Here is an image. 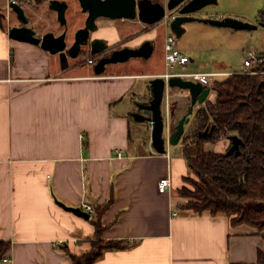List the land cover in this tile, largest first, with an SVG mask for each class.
<instances>
[{"label": "crops", "instance_id": "1", "mask_svg": "<svg viewBox=\"0 0 264 264\" xmlns=\"http://www.w3.org/2000/svg\"><path fill=\"white\" fill-rule=\"evenodd\" d=\"M11 1L23 7L29 26L36 29L32 0L2 2L0 241L11 243L9 261L2 264H72L70 255L82 256L90 251L96 236L95 213L88 212L85 205L97 210L111 200L113 203L101 217L102 239L123 242L126 249L108 251L96 264H258V253L264 252V238L258 230L249 225L234 226L227 217L215 218L209 212L185 210L189 200L183 199L179 191L193 175L182 157L181 142L176 147L168 145L167 153L159 154L152 145L151 126L133 120L136 104L145 99L148 90L144 98L142 91L151 81L170 74H188L166 72L169 65L165 41L169 35L176 37L168 27L170 21L149 26L138 19L100 18L84 54L96 59L95 64L82 66L79 58L73 59L67 53L50 54L41 46L10 38V29L22 26L10 8ZM150 1L167 6L171 0ZM215 1L204 9L206 14L198 16L202 10L196 17L232 18L263 28L260 14L264 12V0ZM46 4L39 10L47 16L45 9L50 11L51 22L60 31L51 32L60 36L65 30L60 27L57 13L49 9L50 0ZM78 9L80 6L69 9L66 16L68 24L81 27L88 17ZM174 13L168 12L167 16ZM183 27L185 33L176 39L185 55L186 46L196 47L189 39L195 31L215 36L204 39L205 43L239 45L245 58L248 51L242 45L256 41L251 34L255 31H236L199 21ZM262 36L264 31H260ZM146 42L153 47L150 59L111 64L104 74H95L103 57L127 48L140 49ZM263 47L261 44L256 53L261 57ZM157 51L163 57L160 68L153 61ZM241 69L199 74L227 76L215 79V83L246 72L244 65ZM172 93L184 92L172 89ZM184 95L189 98L187 92ZM215 97L216 93L208 101H215ZM143 129L149 132V138L133 137ZM230 148L231 143L222 140L206 145L205 152L224 154ZM119 152L121 157L117 156ZM166 178L172 186L161 193L159 183ZM71 208L81 209L90 218L68 211ZM59 241L65 245L57 246Z\"/></svg>", "mask_w": 264, "mask_h": 264}, {"label": "trees", "instance_id": "2", "mask_svg": "<svg viewBox=\"0 0 264 264\" xmlns=\"http://www.w3.org/2000/svg\"><path fill=\"white\" fill-rule=\"evenodd\" d=\"M2 2L6 0H0V21L4 19ZM32 2L39 8L49 0ZM260 22L264 23V12ZM254 69L255 75H231L215 82V101H208L193 114L180 144L193 175L185 180L191 188L184 186L179 195L189 200L185 210L227 217L232 225H249L264 238V65ZM177 106L175 102V114ZM231 136L244 143L239 155L205 152L206 145L229 141ZM111 203L113 200L95 210L96 236L91 249L82 256L70 255L72 264H96L106 252L126 249L123 242L102 239L101 217ZM10 248V242L0 241V264ZM257 260L264 264V252L258 253Z\"/></svg>", "mask_w": 264, "mask_h": 264}, {"label": "water", "instance_id": "3", "mask_svg": "<svg viewBox=\"0 0 264 264\" xmlns=\"http://www.w3.org/2000/svg\"><path fill=\"white\" fill-rule=\"evenodd\" d=\"M80 4L81 13L87 15L85 27L80 28L70 38L68 42V20L66 13L70 9V3L65 1L50 0L49 9L56 12L60 27L65 32L56 36L53 32L47 33L42 37L38 36L35 28L29 26L30 22L26 17L25 11L18 3L11 1L10 8L17 15L22 23L21 28L14 27L10 29V38L17 42H24L33 46H41L42 49L50 54H63L68 52L73 59L79 58L82 48L90 45L91 34L97 31V21L100 18L111 20H140L143 24L154 26L163 21L168 12L175 13L169 17H175L168 24V27L180 39L185 33V24L204 22L210 26H217L221 28H230L236 31L248 30L256 31L259 25H252L238 20L227 18L224 20H204L196 17L197 13L205 8L216 4L215 0H171L167 6L160 3H155L150 0H77ZM78 23V22H77ZM264 28V23H260ZM153 55V47L151 43H145L140 49L133 50L127 48L123 51H116L110 57L102 58L96 67L95 74H104L106 67L111 64L125 63L134 58L150 59ZM169 86L172 89H179L184 93L187 92L191 100V107L189 112L184 116L179 123L174 127L169 142L166 145L164 139V95L166 92V82L162 77L155 78L149 83L148 98L136 104L137 112L132 114L133 120L139 124H146L151 126L152 131V145L159 154H166L167 148L170 146H179L181 140L186 134V126L190 123L191 117L194 114L195 108L204 106L208 102L211 89L204 87L200 83H194L190 80H183L182 78L174 77L169 81ZM170 115L173 119L175 117L174 103H171ZM231 148L227 155H239L240 148L244 146L243 141L238 136H231L229 139ZM169 145V146H168ZM73 211L78 216L89 219L90 215L84 213L81 209H68Z\"/></svg>", "mask_w": 264, "mask_h": 264}, {"label": "rangeland", "instance_id": "4", "mask_svg": "<svg viewBox=\"0 0 264 264\" xmlns=\"http://www.w3.org/2000/svg\"><path fill=\"white\" fill-rule=\"evenodd\" d=\"M67 1H69L70 10H72V11L74 10V8H76V7L79 8V6H80V4H79V2H77V0L76 1L75 0H67ZM46 5L47 4H45V6ZM31 7H33V6H30L29 8H31ZM34 10H36L35 14L34 13L33 14L31 13V14H32V17H34L33 24H36L34 26H36L38 36L42 37L43 35L51 32V31L55 32L56 34H57V32L58 33L60 32V31H58V26H53V24L51 22L53 17L49 15L50 11H48L47 8L45 9V12L48 13V16L42 15L43 11H40L37 6L34 7ZM80 11H81V9H80ZM80 11L78 9L77 12L80 13ZM203 14H206L205 10L202 11L201 13H199L198 16H203ZM70 18L71 17L69 16V19ZM13 22H16L15 17H14ZM11 25H12V23H11ZM72 25H73V27H72ZM79 27H77V25H75V24H72V22H71V24L69 22L68 27H67L68 42H70V38L74 37V35L78 31ZM63 31L64 30H62V32ZM260 31H264L263 28H260L255 32H251V34H254V36H255L254 39H256V41L253 44H251V41H248V44L242 45V47H245L248 52L250 50V51H253L254 53H257V49L259 48V46L261 44H263V46H264V37L263 36L259 37ZM213 38H215L214 35L212 36V35H208V34H202L201 32L197 33L196 31L193 32L191 37H189V39H191V41H193L196 44V47L195 48H192V47L189 48V46H186L188 48H184V50L186 52V55L189 56L190 59H193L194 62L192 63L190 61L189 65L187 67H184V68L179 66V65H169V68L167 69L166 72L172 73V74H184V73L199 74V73H214V72H226V73H228V71H238V72L242 71L243 69H241V68L244 65L245 55L242 52H239V50H240L239 49L240 47L238 48L239 45L215 46L218 43L212 44L210 42L205 43V41H204V39L209 40V39H213ZM187 39H188V37H187ZM259 40L262 41L263 43H259ZM197 43H199V46H197ZM162 58L163 57H162L161 52H159V51L155 52L153 61L154 62L157 61V67L158 68L161 67ZM79 59L81 60V62H83L81 65L86 66L87 60L93 59V58H91L89 55H82ZM93 60L96 61V59H93ZM226 77L227 76L217 77L216 79L222 80ZM142 86L143 85H141L139 90L142 88ZM147 90L148 89L146 88L144 91H142V93H143L142 97L143 98L145 97ZM147 95H146V97L148 98ZM214 95H215V92L214 93L212 92L210 94L209 98L213 99ZM146 97H145V99H147ZM142 100H144V99H142ZM172 100L179 103L177 106V112L175 114L177 116L175 117V119H172L171 116L167 115L166 107L163 106V116H164V122H165V127H166V132H165L164 136L166 138L168 137L169 133L171 134V132L174 131L173 130L174 127L186 115L188 109L191 106V100H189L188 97L176 96ZM198 108L199 107H196L195 111ZM193 117H194V115H192L191 121L193 120ZM186 127L188 128V125ZM186 131H187V129H186ZM133 135H134L133 137H135V138L137 137L138 139L139 138L142 139V137L149 138V132H147L144 129L142 130V132L138 133L137 135H135V133H133ZM180 153L181 152H178L176 155L179 156ZM185 186L191 188L190 185L187 184L186 182H185ZM186 207H184V208H186Z\"/></svg>", "mask_w": 264, "mask_h": 264}, {"label": "built area", "instance_id": "5", "mask_svg": "<svg viewBox=\"0 0 264 264\" xmlns=\"http://www.w3.org/2000/svg\"><path fill=\"white\" fill-rule=\"evenodd\" d=\"M175 19V17H169V15L164 19V22L165 23H168V21H171ZM166 44H165V57H166V62L168 65H179L181 67H185L189 64V62L191 61V59L186 56L185 54H183L181 52V50L179 49L178 47V42H177V39L175 36L173 35H169L167 38H166ZM87 63L90 65V66H93L95 64L94 60L93 59H88L87 60ZM259 64H263L264 65V57H261L259 56V54H256L254 52H248L247 53V56L245 58V61H244V68L246 69V72L243 73V74H252V75H255L256 73L254 72V68L256 66H258ZM263 75H264V72H262ZM242 74V75H243ZM220 75L218 74H214V75H211V74H184V75H166L164 76V79H165V82H166V92H165V95H164V105L166 107V112H167V115L168 116H171L170 115V107H171V99L175 96H179V97H184V93H179V94H173L172 93V88L169 86V81L171 78H174V77H178V78H182L183 80H190L194 83H197V84H201L203 85L204 87L206 88H209V89H212V87L214 86L213 83L215 81V79L217 77H219ZM165 124V122H164ZM164 130L166 132V127H164ZM165 132H164V135H165ZM170 133L168 134V137L166 138L164 136V139H165V142L168 144L169 142V138H170ZM84 138V137H83ZM118 157H121L122 156V153L119 152ZM172 184H171V180L170 178H166V179H162L159 183V189H160V192L161 193H166L170 190ZM86 206V210L90 213H95V209L92 207V206H89V205H85ZM65 245V242L64 241H59L57 243V246H64ZM56 246V247H57ZM9 259H5L4 262H8Z\"/></svg>", "mask_w": 264, "mask_h": 264}, {"label": "flooded vegetation", "instance_id": "6", "mask_svg": "<svg viewBox=\"0 0 264 264\" xmlns=\"http://www.w3.org/2000/svg\"><path fill=\"white\" fill-rule=\"evenodd\" d=\"M76 19H77V22H80V18L79 17H77ZM83 27H85V24L83 26H81L80 28H83ZM89 46L90 45L84 46V48H82V51H81V54L79 55V58L87 52L86 48H88ZM66 53L69 54L68 52H66ZM103 58H105V57H103Z\"/></svg>", "mask_w": 264, "mask_h": 264}]
</instances>
